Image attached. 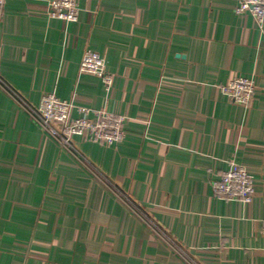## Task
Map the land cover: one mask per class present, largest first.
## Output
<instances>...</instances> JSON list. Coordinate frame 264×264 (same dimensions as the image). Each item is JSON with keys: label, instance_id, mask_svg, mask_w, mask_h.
<instances>
[{"label": "crops", "instance_id": "0c3cea01", "mask_svg": "<svg viewBox=\"0 0 264 264\" xmlns=\"http://www.w3.org/2000/svg\"><path fill=\"white\" fill-rule=\"evenodd\" d=\"M78 1L67 23L51 0H6L0 73L31 105L51 91L123 115L127 136L75 138L99 176L0 87V264H190L113 186L197 264H264V28L237 0ZM88 46L108 92L80 73ZM240 75L256 80L248 107L219 88ZM229 160L254 174L252 203L213 195Z\"/></svg>", "mask_w": 264, "mask_h": 264}, {"label": "built area", "instance_id": "2783aa9c", "mask_svg": "<svg viewBox=\"0 0 264 264\" xmlns=\"http://www.w3.org/2000/svg\"><path fill=\"white\" fill-rule=\"evenodd\" d=\"M237 14L249 11L260 28H264V0H237ZM6 0H0V23L3 19ZM50 15L67 23L76 22L80 18L81 8L78 0H51ZM80 73L93 74L102 79L105 89L111 90L114 75L101 54L88 46L80 64ZM0 87L7 90L37 121L38 125L47 131L69 154L87 164L93 172H100L91 166L89 159L77 148L75 138L82 137L90 142H103L114 145L126 138L124 116L117 115L107 108L93 109L87 106H76L74 99L60 98L54 92L42 95L38 105H31L17 92L13 91L6 79L0 73ZM220 90L235 102L248 107L256 96V80L252 76L240 75L226 84L219 86ZM76 108L78 116H72ZM99 172V174H98ZM216 177L210 180L212 193L215 197H227L243 204L253 202L256 195L254 174L243 164L229 160L228 167L216 172ZM120 198L135 209L151 229L168 245V247L183 260L197 264L187 250L175 240L160 224L147 216L124 193L113 186Z\"/></svg>", "mask_w": 264, "mask_h": 264}]
</instances>
